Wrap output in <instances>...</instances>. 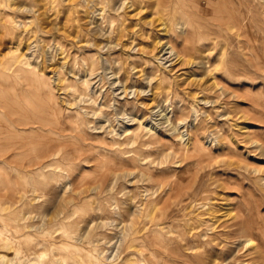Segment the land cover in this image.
<instances>
[{
    "label": "rangeland",
    "instance_id": "obj_1",
    "mask_svg": "<svg viewBox=\"0 0 264 264\" xmlns=\"http://www.w3.org/2000/svg\"><path fill=\"white\" fill-rule=\"evenodd\" d=\"M261 6L0 0V264H264V122L233 96L260 92Z\"/></svg>",
    "mask_w": 264,
    "mask_h": 264
},
{
    "label": "bare ground",
    "instance_id": "obj_2",
    "mask_svg": "<svg viewBox=\"0 0 264 264\" xmlns=\"http://www.w3.org/2000/svg\"><path fill=\"white\" fill-rule=\"evenodd\" d=\"M176 1V0H175ZM180 1V0H179ZM134 4V3H133ZM51 6V5H50ZM228 10V9H227ZM230 10V9H229ZM242 10V9H241ZM245 10V9H244ZM261 10H262V15L264 16V6H261ZM231 11H235V10H231ZM237 11V10H236ZM229 12V11H228ZM241 12V11H240ZM165 13V12H164ZM231 13V12H230ZM2 16V15H1ZM230 16H232L231 18H230V21H229V23L226 25V26H228L227 28H228V30L231 32L230 34H234V36H241V33H240V31H244V32H246V30L247 31H249V26L248 25H245V22H244V19L241 17V15H239V14H237V13H235V14H232V15H230ZM229 17V16H228ZM227 17V18H228ZM227 18H225V19H227ZM245 18V17H244ZM222 19V18H221ZM225 21V20H224ZM161 22V21H160ZM227 23V22H226ZM160 27V26H159ZM223 27V26H222ZM10 29V28H9ZM236 30H239V32L238 31H236ZM244 32H242V33H244ZM245 34V33H244ZM252 36V35H251ZM254 37V36H253ZM235 38V37H234ZM251 39V38H250ZM258 40V39H257ZM251 41V40H250ZM249 42V41H248ZM247 42V43H248ZM254 43H256L255 41H253ZM253 43V44H254ZM250 44H252V43H250L249 42V44H248V46L250 47ZM257 44V43H256ZM256 44H254V45H256ZM248 47V48H249ZM252 47H253V45H252ZM255 47V46H254ZM247 48V47H246ZM29 49V48H28ZM169 49V48H168ZM249 50V49H248ZM172 51V50H171ZM251 51H254L255 52V50H252L251 49ZM257 52V51H256ZM172 53V52H171ZM27 54V53H26ZM179 56V55H178ZM23 57L24 56H22V57H20V61H18V63H20L21 64V61L23 60ZM27 57V56H26ZM177 58H179V57H177ZM250 58H251V56H250ZM180 59H181V57H180ZM25 60V59H24ZM28 60V59H27ZM176 63V62H175ZM232 63H233V61H232ZM247 65V64H246ZM245 65V66H246ZM249 67H243L242 68V72L240 73H238L239 75H241L243 72L244 73H246L247 75H248V73H251V75L253 76V81H252V83H245L244 85L245 86H248L249 88H251L252 90H254V89H260V92L259 93H256V95L254 96L253 95V97L251 96V95H244L245 96V98L244 99H246L247 101H251V98L253 99L254 98V102L253 103H247V104H245V110L243 111L242 109H241V106H240V97H239V95H237L236 94V96L235 95H233L234 96V99L236 100L235 101V103H234V105H235V109H236V111H235V113H236V121H234L235 122V124H234V128H236V130L237 131H239L240 133H244L245 134V136H246V138H248L249 136H251L252 134H251V132H250V128L251 127H254V123H257L258 121H256V119H255V116H257V115H259L262 119H263V121L262 122H264V53H259V54H257L256 53V55L253 57V60H252V62L250 63L249 62ZM241 69V68H240ZM222 70V69H221ZM239 71V70H238ZM237 71V72H238ZM244 76H246V75H244ZM241 77V76H240ZM242 78V77H241ZM248 79V78H247ZM249 80V79H248ZM259 81V82H258ZM256 82V83H255ZM236 87V90H240L241 89V86L240 85H236L235 86ZM80 89V88H79ZM78 91V90H77ZM76 92V91H75ZM74 92V93H75ZM72 93V92H71ZM78 93H79V91H78ZM77 93V94H78ZM82 93V92H81ZM86 93V92H85ZM82 95H84V92H83V94ZM75 96H76V94H75ZM80 96V95H79ZM85 96V95H84ZM72 97V96H71ZM81 97H79V99H80ZM84 98V97H83ZM82 98V99H83ZM87 98V97H86ZM195 98H196V96H195ZM83 100H85V99H83ZM89 100V99H88ZM87 100V101H88ZM86 101V100H85ZM93 102V101H92ZM97 111V110H96ZM251 114H254L253 116L251 115ZM240 115H242V116H240ZM240 116V117H239ZM233 120H234V118H233ZM143 123V122H142ZM255 128V127H254ZM151 129V128H150ZM260 131H263V133H264V130L263 129H260ZM132 132V131H131ZM128 135V134H127ZM136 135H138V134H136V132H135V136ZM133 136V135H132ZM139 136V135H138ZM127 138V137H126ZM131 138V137H130ZM144 138H146V137H144ZM136 139H137V136H136ZM252 139V137H250L249 138V140H251ZM195 142V141H194ZM262 144H264V139L262 140V141H260ZM249 144V142H247L245 145L247 146ZM253 144H258V142L257 141H252L251 142V146L253 145ZM234 147H235V152L236 151H239L240 150V144H238L237 142L236 143H234ZM144 148V147H143ZM196 148V147H195ZM196 151H197V149H195ZM199 150V149H198ZM194 151V150H193ZM141 152V151H140ZM182 152V151H181ZM201 154V153H200ZM119 155V154H118ZM124 155V154H123ZM188 155V154H187ZM116 156V155H115ZM114 156V157H115ZM117 159V158H116ZM115 159V160H116ZM131 159V158H130ZM124 160V159H123ZM144 161V160H143ZM38 186V185H37ZM45 189V188H44ZM180 195V194H179ZM156 205V204H155ZM225 217V219H228V222H229V224H225V226H222V228H224L225 230H228L229 228H238L240 231H242L241 233H246V232H248V228L247 227H245L240 221H239V217L238 216H236V215H233V212H231V211H228L227 212V214L224 216ZM242 218V217H241ZM221 221V220H220ZM155 223V222H154ZM246 223V222H245ZM224 224V223H223ZM159 225H161V224H159ZM153 226H154V224H153ZM155 227V226H154ZM202 227H204V226H202ZM156 229H159V228H156ZM212 229V228H211ZM153 230V229H152ZM151 230V231H152ZM250 230V229H249ZM251 231V230H250ZM153 232H155V231H153ZM258 232V231H257ZM0 233L3 235V236H7V231H6V229H3L2 227H0ZM159 233H160V231H159ZM159 233H156V234H159ZM226 233V232H225ZM237 231H235V230H232L231 232H228V233H226V234H223V235H225V236H227L229 239H231V240H236L239 236H237ZM0 234V235H1ZM148 234H150V235H152L153 233H148ZM146 235V237L147 236H149V235ZM219 234V233H218ZM155 235V234H154ZM154 235H152L153 237H154ZM160 235H161V233H160ZM222 235V236H223ZM156 236H159V235H156ZM156 236H155V238H152V239H155L154 240V242H155V245L156 246H160L159 248H161L162 246V244H161V242L159 241V240H156ZM136 237V236H135ZM149 237H151V236H149ZM148 237V238H149ZM31 238V237H30ZM33 238V237H32ZM140 238V237H139ZM160 238V237H159ZM158 238V239H159ZM145 239V238H144ZM218 239V237L216 236V240ZM141 240V239H140ZM30 241H31V239H30ZM153 241V240H152ZM146 242V241H145ZM144 242V244L142 245L143 246V248L145 247V249L148 247L147 245V243H145ZM47 243V242H46ZM41 245H42V243H40ZM142 244V243H141ZM247 244L248 245H251V241L249 240V241H247ZM43 245H45V243H43ZM47 246V245H46ZM220 246V245H219ZM223 246H224V244H223ZM38 247H39V245H38ZM41 247V246H40ZM54 249H55V247H53ZM58 248V247H57ZM57 248H56V250H57ZM221 248V247H220ZM223 248V247H222ZM245 248V247H244ZM43 249H44V246H43ZM157 249V248H156ZM73 250V249H72ZM158 250V249H157ZM160 250V249H159ZM170 250V249H169ZM22 251V250H21ZM155 251V250H154ZM163 251H165V250H163ZM231 251V250H230ZM25 252V251H24ZM76 252H79V251H77L76 250ZM151 252V251H150ZM169 252V251H168ZM260 253V252H259ZM255 254V252L254 253H249L248 255H250V256H253ZM257 254H258V252H257ZM33 255V254H32ZM82 255V254H81ZM44 256L45 255H38V259H36V258H34L33 260H35L36 259V261H35V263L34 264H40V262L43 260V258H44ZM18 257V256H17ZM29 257V256H28ZM31 257V256H30ZM37 257V256H36ZM3 258H6L7 259V256L6 255H3ZM20 258V257H19ZM18 258V259H19ZM21 259V258H20ZM28 259V258H27ZM30 259V258H29ZM8 260V259H7ZM32 260V259H31ZM28 262L30 261V260H27ZM97 262H98V260H97ZM230 262H232V261H230ZM94 264V263H93Z\"/></svg>",
    "mask_w": 264,
    "mask_h": 264
}]
</instances>
